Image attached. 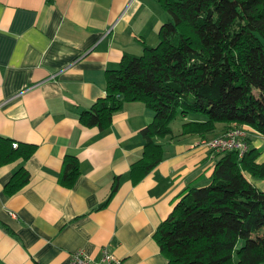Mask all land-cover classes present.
<instances>
[{"label": "crops", "instance_id": "crops-1", "mask_svg": "<svg viewBox=\"0 0 264 264\" xmlns=\"http://www.w3.org/2000/svg\"><path fill=\"white\" fill-rule=\"evenodd\" d=\"M161 10L158 0H0V135L38 145L29 159L0 166V264H68L77 251L99 259L105 248L121 264H169L155 231L188 189L211 182L220 155L201 141L232 124L183 133L185 123L206 117L179 114L172 134L155 138L165 147L163 160L133 182L131 166L145 146L141 130L155 113L131 101L106 130L79 119L106 95L108 70L125 54H141L143 41L159 43L170 19ZM243 126L263 163L264 135ZM66 154L80 160L72 188L59 181ZM21 166L30 181L7 195ZM247 175L264 190L263 179ZM116 176L118 189L100 207Z\"/></svg>", "mask_w": 264, "mask_h": 264}, {"label": "trees", "instance_id": "trees-1", "mask_svg": "<svg viewBox=\"0 0 264 264\" xmlns=\"http://www.w3.org/2000/svg\"><path fill=\"white\" fill-rule=\"evenodd\" d=\"M170 19L155 46L143 41L140 55L125 54L108 70L106 95L80 113L83 125L106 130L126 102L142 101L154 113L141 130L143 156L131 166L133 182L142 180L164 158L156 137L172 134L179 115L199 113L205 121L184 124L183 133H207L218 122L248 125L264 135V0H158ZM0 135V166L37 150L34 143ZM261 150L223 151L208 185L191 187L161 222L154 237L169 264L264 263V190L247 173L264 180ZM80 160L66 154L60 183L72 188ZM31 174L18 168L5 185L14 195ZM116 176L107 205L118 189Z\"/></svg>", "mask_w": 264, "mask_h": 264}, {"label": "built area", "instance_id": "built-area-1", "mask_svg": "<svg viewBox=\"0 0 264 264\" xmlns=\"http://www.w3.org/2000/svg\"><path fill=\"white\" fill-rule=\"evenodd\" d=\"M201 144L216 153L236 149L241 156L251 147L248 131L243 125L227 128L218 136L206 137L202 139ZM13 146L17 147L18 141H14ZM12 214L15 213L12 212ZM68 264H121V260L114 252L105 248L99 259H95L84 251H77L72 255L71 261Z\"/></svg>", "mask_w": 264, "mask_h": 264}, {"label": "rangeland", "instance_id": "rangeland-1", "mask_svg": "<svg viewBox=\"0 0 264 264\" xmlns=\"http://www.w3.org/2000/svg\"><path fill=\"white\" fill-rule=\"evenodd\" d=\"M162 8V7H161ZM162 11V10H161ZM164 11V12H163ZM161 13H163V18L164 20H166L168 18V12H166L165 10H163ZM168 20V19H167ZM142 54V53H141ZM140 55V54H139ZM218 136V135H216ZM210 138V137H209Z\"/></svg>", "mask_w": 264, "mask_h": 264}, {"label": "bare ground", "instance_id": "bare-ground-1", "mask_svg": "<svg viewBox=\"0 0 264 264\" xmlns=\"http://www.w3.org/2000/svg\"><path fill=\"white\" fill-rule=\"evenodd\" d=\"M219 135H221V134H219Z\"/></svg>", "mask_w": 264, "mask_h": 264}]
</instances>
